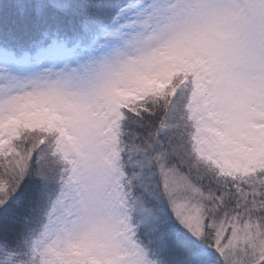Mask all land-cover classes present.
Wrapping results in <instances>:
<instances>
[{"label":"snow or ice","instance_id":"snow-or-ice-1","mask_svg":"<svg viewBox=\"0 0 264 264\" xmlns=\"http://www.w3.org/2000/svg\"><path fill=\"white\" fill-rule=\"evenodd\" d=\"M0 264H264V0H0Z\"/></svg>","mask_w":264,"mask_h":264}]
</instances>
